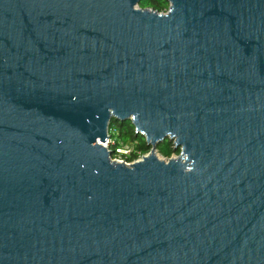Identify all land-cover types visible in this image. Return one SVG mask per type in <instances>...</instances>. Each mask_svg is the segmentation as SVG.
Segmentation results:
<instances>
[{
  "label": "water",
  "instance_id": "95a60500",
  "mask_svg": "<svg viewBox=\"0 0 264 264\" xmlns=\"http://www.w3.org/2000/svg\"><path fill=\"white\" fill-rule=\"evenodd\" d=\"M141 1L0 0V264H264V0Z\"/></svg>",
  "mask_w": 264,
  "mask_h": 264
},
{
  "label": "trees",
  "instance_id": "16d2710c",
  "mask_svg": "<svg viewBox=\"0 0 264 264\" xmlns=\"http://www.w3.org/2000/svg\"><path fill=\"white\" fill-rule=\"evenodd\" d=\"M139 7L166 12L170 7V2L168 0H142ZM108 148L111 151L113 159L122 156L129 162L141 158L151 150L146 137L136 132V128L131 120L112 122L109 131ZM126 148L131 150L129 155L118 152V149ZM157 149V152L166 158H171L174 154L180 153V150L175 151L174 144L169 139L162 142Z\"/></svg>",
  "mask_w": 264,
  "mask_h": 264
},
{
  "label": "built area",
  "instance_id": "2783aa9c",
  "mask_svg": "<svg viewBox=\"0 0 264 264\" xmlns=\"http://www.w3.org/2000/svg\"><path fill=\"white\" fill-rule=\"evenodd\" d=\"M167 12V11H166ZM163 13H165V12H163ZM106 146L108 147V142L106 143ZM128 148V147H127ZM118 149V152L120 153V154H122V153H124V154H126V155H129L130 154V149ZM109 149V148H108ZM143 157V156H142ZM142 157L141 158H139V159H137V160H135V161H132V162H129L125 157H122V156H119L118 158H114L115 160H118L119 162H125V163H127V164H131V163H133V162H136V161H138V160H140V159H142ZM173 158H175V157H177L175 154L172 156ZM169 158H167V159H165V160H168Z\"/></svg>",
  "mask_w": 264,
  "mask_h": 264
},
{
  "label": "rangeland",
  "instance_id": "374dc122",
  "mask_svg": "<svg viewBox=\"0 0 264 264\" xmlns=\"http://www.w3.org/2000/svg\"><path fill=\"white\" fill-rule=\"evenodd\" d=\"M156 155H157V157H159L160 159H163V160H165V159H167L166 157H164L163 155H161L159 152H157L156 151V153H155ZM176 156H178L179 155V153H176L175 154Z\"/></svg>",
  "mask_w": 264,
  "mask_h": 264
},
{
  "label": "bare ground",
  "instance_id": "6f19581e",
  "mask_svg": "<svg viewBox=\"0 0 264 264\" xmlns=\"http://www.w3.org/2000/svg\"><path fill=\"white\" fill-rule=\"evenodd\" d=\"M156 153V152H155ZM156 155V154H155ZM157 156V155H156Z\"/></svg>",
  "mask_w": 264,
  "mask_h": 264
}]
</instances>
